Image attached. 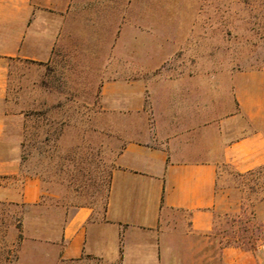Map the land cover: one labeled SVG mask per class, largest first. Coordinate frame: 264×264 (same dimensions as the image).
I'll use <instances>...</instances> for the list:
<instances>
[{
	"label": "crops",
	"instance_id": "crops-1",
	"mask_svg": "<svg viewBox=\"0 0 264 264\" xmlns=\"http://www.w3.org/2000/svg\"><path fill=\"white\" fill-rule=\"evenodd\" d=\"M179 5L131 2L126 22L119 0H0V202L20 217L0 227V264H264V245H223L215 232L234 196L219 189L222 170L264 167V67L183 50L192 24ZM78 42L102 50L75 55ZM20 59L82 65L99 90L95 119L124 137L102 214L44 204L41 179L23 174L21 114L8 109Z\"/></svg>",
	"mask_w": 264,
	"mask_h": 264
},
{
	"label": "rangeland",
	"instance_id": "rangeland-1",
	"mask_svg": "<svg viewBox=\"0 0 264 264\" xmlns=\"http://www.w3.org/2000/svg\"><path fill=\"white\" fill-rule=\"evenodd\" d=\"M119 1L127 4L128 22L133 18L130 13L137 11L129 4L149 0ZM152 1L180 4L181 8L174 11L192 24L181 42L183 50L203 55L207 63L234 64L241 69L264 67V0ZM85 43L78 42L73 54L102 50L103 42H89L94 47L88 49L80 46ZM54 67L53 62L45 66L22 59L11 63L12 102L8 109L21 114L20 120L13 122L14 133L19 132L22 139V171L41 179L44 204L87 205L100 215L107 205L111 175L124 137L115 130L103 129L107 122L95 119L97 106L92 102L99 90L86 86L82 65L62 62L57 72ZM219 189L234 195L228 209L217 214L215 232L223 245L246 249L264 245V167L241 175L226 166ZM11 210L17 208L0 202L2 234L11 220L20 219L15 213L11 217ZM0 260H4L2 251Z\"/></svg>",
	"mask_w": 264,
	"mask_h": 264
}]
</instances>
